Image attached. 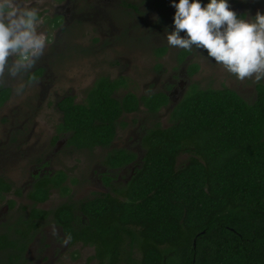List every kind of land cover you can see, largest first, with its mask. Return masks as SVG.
<instances>
[{
  "label": "trees",
  "instance_id": "trees-1",
  "mask_svg": "<svg viewBox=\"0 0 264 264\" xmlns=\"http://www.w3.org/2000/svg\"><path fill=\"white\" fill-rule=\"evenodd\" d=\"M53 20L62 24V18ZM190 53L181 50L179 60ZM44 71L35 68L28 79ZM197 71L198 64L189 65L191 76ZM125 84L122 76L100 75L84 101L71 94L59 99L61 120L52 142L65 135L68 147H108L125 113L144 106L156 114L170 103L163 90L120 94ZM255 88V99L248 101L229 86L190 82L171 109L170 124L157 123L143 134L141 163L134 150L124 147L106 153L110 168L134 165L113 193L46 210L37 204L49 199L53 189L68 193V175L59 169L39 176L27 192L33 202L28 218L16 227L20 237L0 233V254L16 249L17 258L25 248L21 239L51 216L72 243L94 247V262L88 264H264V81ZM11 95V87L0 84V108ZM182 153L189 156L179 166ZM12 187L0 176V192Z\"/></svg>",
  "mask_w": 264,
  "mask_h": 264
},
{
  "label": "rangeland",
  "instance_id": "rangeland-1",
  "mask_svg": "<svg viewBox=\"0 0 264 264\" xmlns=\"http://www.w3.org/2000/svg\"><path fill=\"white\" fill-rule=\"evenodd\" d=\"M32 6L43 21L38 31L48 38L44 52L27 73L11 79L5 73L0 78V84L12 89L10 99L0 108V176L13 184L9 192H0V233L10 238L20 237L17 224L27 220L33 205L27 192L44 172L65 170L70 187L68 193L53 189L49 199L37 204L46 210L65 201L78 203L100 193H113V186L124 184L133 163L121 169L110 168L104 162L106 153L124 147L134 150L136 163H141L143 134L157 123L170 124L171 109L190 82L197 81L201 87L229 86L246 100L255 99L258 81L250 77L237 80L202 50L193 47L185 60H179L184 49L168 45L164 38L173 28L174 8L169 0H33ZM229 6L236 13L254 14L264 11V0H229ZM55 17L62 18V24L56 25ZM162 47H166L163 53L159 52ZM194 63L200 69L191 76L188 67ZM38 67L44 68L43 75L30 81L29 72ZM100 75L124 77L126 84L120 94L167 90L171 101L156 114L144 106L125 113L108 147H68L65 135L52 142L61 120L57 101L67 94L84 101L88 88ZM21 84L23 89L17 94L15 88ZM188 156H179V166ZM21 240L25 242L21 255L16 258V249H6L0 254V264L94 262V247L72 243L51 216Z\"/></svg>",
  "mask_w": 264,
  "mask_h": 264
},
{
  "label": "clouds",
  "instance_id": "clouds-1",
  "mask_svg": "<svg viewBox=\"0 0 264 264\" xmlns=\"http://www.w3.org/2000/svg\"><path fill=\"white\" fill-rule=\"evenodd\" d=\"M174 8L170 46L202 50L237 80H264V11L237 14L229 0H169ZM33 0H0V78L27 73L43 54L47 37ZM181 32L183 34L181 35ZM23 84L15 88L17 94Z\"/></svg>",
  "mask_w": 264,
  "mask_h": 264
},
{
  "label": "flooded vegetation",
  "instance_id": "flooded-vegetation-1",
  "mask_svg": "<svg viewBox=\"0 0 264 264\" xmlns=\"http://www.w3.org/2000/svg\"><path fill=\"white\" fill-rule=\"evenodd\" d=\"M240 13H243V12H239V13H237V14H240ZM188 55H189V54H188ZM188 55H187V56H188ZM187 56H186V57H187ZM199 69H200V67H199ZM172 86H174V85H172ZM163 91L166 92V93L169 95V98H170V101H171V96H170L169 92H168L167 90H163ZM184 93H185V92H184ZM183 95H184V94H183ZM182 97H183V96H182ZM182 97H181V98H182ZM181 98H180V99H181ZM177 102H178V101H177ZM44 173H46V172H44ZM44 173H43V174H44ZM43 174H41V175H43Z\"/></svg>",
  "mask_w": 264,
  "mask_h": 264
}]
</instances>
